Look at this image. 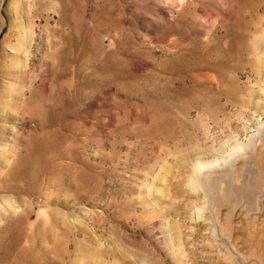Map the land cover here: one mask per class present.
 Here are the masks:
<instances>
[{
  "label": "rangeland",
  "instance_id": "obj_1",
  "mask_svg": "<svg viewBox=\"0 0 264 264\" xmlns=\"http://www.w3.org/2000/svg\"><path fill=\"white\" fill-rule=\"evenodd\" d=\"M0 264H264V0H0Z\"/></svg>",
  "mask_w": 264,
  "mask_h": 264
}]
</instances>
